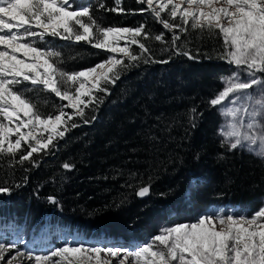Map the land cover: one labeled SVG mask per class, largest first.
<instances>
[{"label": "trees", "instance_id": "obj_1", "mask_svg": "<svg viewBox=\"0 0 264 264\" xmlns=\"http://www.w3.org/2000/svg\"><path fill=\"white\" fill-rule=\"evenodd\" d=\"M76 3L88 7L101 27L143 25L147 38L138 39L148 51L132 44L138 59L122 60L100 85L107 91L96 90L84 115H74L49 149L23 163L26 144L15 157L0 155V188L10 190L0 193V228L27 234L69 228L87 240L145 243L164 228L194 223L217 208L259 210L264 158L222 144V117L209 104L223 90L221 77L236 71L220 58L222 36L194 30L191 22L183 32L165 29L139 0ZM173 35L179 37L175 43ZM47 44L60 53L57 65L66 73L93 68L108 57L83 41L47 37L42 45ZM25 85L31 87L25 82L17 88ZM23 95L43 117L61 109L72 114L52 92ZM143 187L149 192L141 197Z\"/></svg>", "mask_w": 264, "mask_h": 264}, {"label": "snow or ice", "instance_id": "obj_2", "mask_svg": "<svg viewBox=\"0 0 264 264\" xmlns=\"http://www.w3.org/2000/svg\"><path fill=\"white\" fill-rule=\"evenodd\" d=\"M139 2L147 4V10L165 29L179 27L183 32L187 30L184 26L191 22L194 30H207L222 36L225 51L220 58L237 69L232 76L221 77L223 90L209 101L210 106H223L221 114L230 118L219 132L224 138L222 144H227L229 150L247 148L249 151L259 145L258 154L264 156V93L260 98H253L248 92L254 88L264 90V0ZM74 5L77 10H70ZM165 10L171 20L179 17L181 23L175 25L161 19ZM142 34L147 38L143 25L134 29L99 26L90 9L76 4V0H0V155L15 157L22 143L27 144L29 150L19 159V163H23L30 160L33 153L49 149L57 137L63 138L68 121L74 115L82 117L84 108L95 100L92 88L107 91L100 86L101 77L108 82V73L123 64L113 55L94 68L66 73L57 65L60 53L38 47L37 41L43 42L46 37L84 41L95 48L136 60L138 57L131 54L127 42L123 47L119 45L122 40L130 41L137 44L142 53L147 52L145 44L138 39ZM155 39L162 41L163 36H155ZM177 39L179 37L173 35V43ZM183 54L188 55L187 52ZM106 67V72L94 75L98 69ZM258 73L261 75L257 76ZM245 74L246 78L242 79ZM88 77H92L95 83L89 85ZM25 82H30L31 87L17 88ZM61 82L70 84L74 90L62 91ZM37 90L50 91L61 100H67L64 107L75 111L69 115L61 109L59 114L43 117L23 95L26 91ZM83 97L89 99L86 101ZM237 101L242 103L237 106ZM71 126L76 127L75 124ZM64 167L71 166L65 164ZM9 191L0 188V193ZM148 192L149 188L143 187L138 195L143 197ZM49 200L55 203L54 198L49 197ZM196 219V223L162 229L150 243L138 247V250L125 251L120 264H133L129 258L134 259V264H264V207L252 214L214 210ZM15 248L14 243H0V260L5 252ZM102 253L105 257L121 255L118 249L66 243L64 247L43 255L17 250L16 256L7 264H14L18 257L33 260L34 264H64L65 261L67 264H90L93 260L95 264H111L110 260L102 258Z\"/></svg>", "mask_w": 264, "mask_h": 264}, {"label": "rangeland", "instance_id": "obj_3", "mask_svg": "<svg viewBox=\"0 0 264 264\" xmlns=\"http://www.w3.org/2000/svg\"><path fill=\"white\" fill-rule=\"evenodd\" d=\"M155 3L159 4L160 0H155ZM143 4L147 8V4L146 3H143ZM70 10H77V9H76V7L74 5L73 8L70 9ZM162 15H165L169 20H171L169 15H168V10H165L164 12L161 13V18H162ZM176 19L180 21L179 17H177ZM68 41L74 42V43H78V42L73 41V40H68ZM43 42L37 41V46L38 47H43L45 49H48L49 45L47 44V45L43 46L42 45ZM79 42H81V41H79ZM126 42L128 43L129 50H130V46L132 45L130 43V41L122 40V41H120V45L119 46L123 47ZM99 50L105 51L107 53L108 57H107L106 60H108L109 57L113 56V55H115L117 59H121V60L126 58L122 54L111 53V52H109L106 49H99ZM106 60H104V61H106ZM104 61H102L99 64H102ZM99 64H97V65H99ZM117 66H115V68ZM233 66L236 68L235 65H233ZM115 68L113 69V71L115 70ZM103 70L98 69L97 73L94 74V75L100 76V74L102 72H106L107 71V67H106V69H103ZM83 71H85V70H83ZM236 71H237V69H236ZM112 72H109L108 76H110V74ZM260 75L261 74H259V73L257 74V76H260ZM241 78L245 79L246 78V74L243 75ZM88 80H89V85H91L92 83H95V81L92 80V77H88ZM109 81H110V79H109ZM103 82H105V80L101 77L100 85ZM27 83L30 84V82H27ZM112 83L113 82L111 81V84ZM89 85H86V87H88ZM76 86H78V84ZM60 87H61L62 91H64V90H74V88H70V84H65L63 82H61ZM96 90H97L96 88H92V94ZM48 92H50V91H48ZM248 92L253 96V98H260L262 93H264V90H262L260 88H254V89H249ZM83 99H85L87 101L89 99V97H83ZM64 101H65V105H66L68 103V101L67 100H64ZM241 103H242V101H237V106L239 104H241ZM225 104L228 107H232V105L227 104V102H225ZM81 107H83V105H81ZM222 107L223 106H217L219 114L222 117L221 128H222V126L226 127L227 123L230 120L229 117H226V116L221 114V108ZM68 109H71L72 113L75 111L72 108H68ZM0 119H2V118H0ZM10 126L14 127V125H10ZM221 128H220V130H221ZM23 130L27 131V129H23ZM220 130H219V132H220ZM257 131H259V129H257ZM44 135L47 136V133H44ZM12 139L14 140L15 136H13ZM26 146L28 147L27 144H26ZM243 149H245L247 152L252 153V154H254V155L258 156V157L264 158V156H261V155L258 154L259 145L254 146V150L253 151H249L247 148H243ZM262 207H264V204H263ZM220 209H223L225 211L236 210V211H241V212H244V213L247 214L246 211H242V210L235 209V208H217L215 210H220ZM210 212H212V211H210ZM210 212H207V213H210ZM196 222H194V223H196ZM60 239L62 240V242L60 241ZM151 241H152V239H148L145 243H139V245H133V244H130L129 242H124V241L106 242V241H103V240H86L85 238L79 237L76 234H69V233H63V232L61 233V231L59 229H54V230L42 229V230H39L37 232H31V233L27 234V233H24V230H22L21 228H19V229H13V228H11V229H4V228L1 229L0 228V243H4L6 245L7 244H13V243L16 244V248L15 249H12L11 251L5 252L4 258L2 260H0V264H7V262L9 260H11L13 256H16L17 250H19L20 252H23V253L31 252L33 255H43V254H49L51 251H54L57 248L64 247L66 243L71 245V246H79L80 244H83L85 247H99V248H105V249L111 248L113 250H117L118 249L120 251V253H121V255L119 257H105L104 254L102 253V258L110 260L111 264H120V261L123 259V254H124L125 251L138 250V247H141V246H143L146 243H150ZM54 259H59V258H54ZM129 259L132 260L133 264H134V259L133 258H129ZM14 264H34V261L33 260H29V259H27L25 257H18L17 261L14 262ZM64 264H67V262L65 261ZM90 264H95V261L94 260L91 261ZM126 264H127V262H126Z\"/></svg>", "mask_w": 264, "mask_h": 264}, {"label": "bare ground", "instance_id": "obj_4", "mask_svg": "<svg viewBox=\"0 0 264 264\" xmlns=\"http://www.w3.org/2000/svg\"><path fill=\"white\" fill-rule=\"evenodd\" d=\"M106 69V68H105ZM104 71V70H103ZM63 233H67L66 231H63ZM73 234H76V233H73ZM76 235H78L79 237H82V236H80L79 234H76ZM84 238V237H83ZM87 240V239H86Z\"/></svg>", "mask_w": 264, "mask_h": 264}]
</instances>
